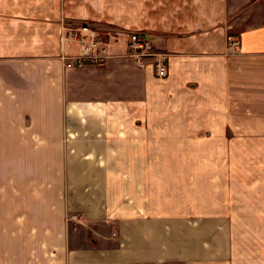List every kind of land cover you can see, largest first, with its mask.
Listing matches in <instances>:
<instances>
[{
  "label": "crops",
  "instance_id": "0c3cea01",
  "mask_svg": "<svg viewBox=\"0 0 264 264\" xmlns=\"http://www.w3.org/2000/svg\"><path fill=\"white\" fill-rule=\"evenodd\" d=\"M84 25L111 56L66 67ZM132 30L167 76L124 55ZM226 130L264 132V0H0V147L20 180L0 203V264H236L231 215L166 202L173 148Z\"/></svg>",
  "mask_w": 264,
  "mask_h": 264
},
{
  "label": "rangeland",
  "instance_id": "374dc122",
  "mask_svg": "<svg viewBox=\"0 0 264 264\" xmlns=\"http://www.w3.org/2000/svg\"><path fill=\"white\" fill-rule=\"evenodd\" d=\"M197 135L192 133L193 141L202 145L173 148L174 160L178 157L183 162L174 163L172 187L176 194L167 196L166 202L187 201L196 207L212 204L213 210L205 213H214L206 215H218L222 222L231 215L236 264H264V138L260 137L264 132L197 131ZM160 150L166 154L165 148L158 147V154ZM3 152L0 147V203L8 183L20 181L6 178ZM76 222L78 228H84L82 213L77 212ZM83 231H78V240L95 238Z\"/></svg>",
  "mask_w": 264,
  "mask_h": 264
},
{
  "label": "built area",
  "instance_id": "2783aa9c",
  "mask_svg": "<svg viewBox=\"0 0 264 264\" xmlns=\"http://www.w3.org/2000/svg\"><path fill=\"white\" fill-rule=\"evenodd\" d=\"M81 43L80 50L75 55L63 54L62 60L66 67H82L86 63L101 65L111 56L110 43L93 27L84 25L78 28L75 35ZM126 39L125 56L135 62L140 68H153L158 77L169 73L167 54L157 50L150 36L142 30H132L124 36ZM238 41L232 40V45Z\"/></svg>",
  "mask_w": 264,
  "mask_h": 264
}]
</instances>
